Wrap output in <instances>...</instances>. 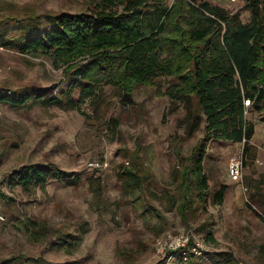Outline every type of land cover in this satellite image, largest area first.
<instances>
[{"label":"rangeland","instance_id":"1","mask_svg":"<svg viewBox=\"0 0 264 264\" xmlns=\"http://www.w3.org/2000/svg\"><path fill=\"white\" fill-rule=\"evenodd\" d=\"M202 1L242 22L250 18L245 0ZM96 3L0 0V23L17 31L35 18L89 12ZM65 86L52 62L0 46L2 97L27 87L59 94ZM169 86L162 78L155 87L137 88L133 105L107 86L79 110L0 101V191L10 198L0 199V261L23 255L31 260L14 264H264V107L247 108L254 127L248 144L206 138L205 118L190 137L186 106L165 95ZM197 146L205 151V197L192 176L188 183L183 178ZM236 157L244 159L248 193L229 178ZM94 162L101 167L92 168ZM31 165H55L77 179L25 190L13 172ZM126 168L142 179L140 189L124 181ZM169 197L177 201L173 208ZM189 233L204 243L201 258L184 263L160 254L158 239Z\"/></svg>","mask_w":264,"mask_h":264},{"label":"trees","instance_id":"2","mask_svg":"<svg viewBox=\"0 0 264 264\" xmlns=\"http://www.w3.org/2000/svg\"><path fill=\"white\" fill-rule=\"evenodd\" d=\"M168 1L97 0L89 12L48 15L46 22L38 17L17 31L0 23L1 47L15 46L23 54L52 62L66 82L59 94L27 87L12 96L0 95V101L12 108L79 110L112 86L133 105L134 90L155 87L158 79L167 78L165 95L186 106L187 136L198 131L205 118L206 138L248 144L254 127L246 119L247 108L264 107V0H245L247 22L202 0H175L172 5ZM204 154L200 146L194 148L193 166L183 176L185 183L194 178L202 197L208 188ZM122 177L135 190L141 188L142 179L133 169H124ZM76 179L55 165L23 166L13 172V180L25 190L44 188L51 180L74 184ZM225 194L226 188L216 193L219 204ZM0 199L10 198L0 191ZM168 201L171 208L176 206L174 198ZM178 209L185 215L186 200ZM30 260L20 255L0 264Z\"/></svg>","mask_w":264,"mask_h":264},{"label":"built area","instance_id":"3","mask_svg":"<svg viewBox=\"0 0 264 264\" xmlns=\"http://www.w3.org/2000/svg\"><path fill=\"white\" fill-rule=\"evenodd\" d=\"M250 101L245 102V106L249 107ZM1 113V112H0ZM129 165V163H126ZM92 168L101 167L99 163H91ZM245 163L243 157L233 158L229 163V178L232 182L242 186L244 192L248 193L249 189L244 185ZM157 247L160 254L169 255L172 259L178 256L181 262L188 263L193 258H201L205 254L204 243L192 234H172L165 235L157 240ZM168 264V263H165Z\"/></svg>","mask_w":264,"mask_h":264},{"label":"crops","instance_id":"4","mask_svg":"<svg viewBox=\"0 0 264 264\" xmlns=\"http://www.w3.org/2000/svg\"><path fill=\"white\" fill-rule=\"evenodd\" d=\"M260 163V162H259ZM234 183V182H233ZM242 187V186H241Z\"/></svg>","mask_w":264,"mask_h":264}]
</instances>
